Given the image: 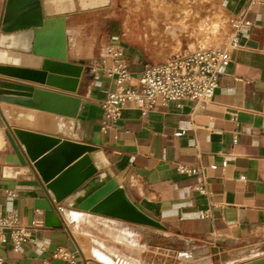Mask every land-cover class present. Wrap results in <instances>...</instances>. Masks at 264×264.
<instances>
[{
  "label": "crops",
  "instance_id": "0c3cea01",
  "mask_svg": "<svg viewBox=\"0 0 264 264\" xmlns=\"http://www.w3.org/2000/svg\"><path fill=\"white\" fill-rule=\"evenodd\" d=\"M5 2L0 0V23ZM89 2L75 1L76 10L63 15L66 63L81 67L73 92L3 75L0 83L79 99L69 140L99 148L111 179L139 211L162 228L136 224L137 240L127 230L117 234L111 230L121 244L137 249L142 245L141 254L148 253L142 260L141 254L116 255L105 249L92 248L89 253L80 240V222L85 216L116 219L55 204L62 225L44 226L43 211L34 208V199L44 194L18 186L34 179L35 172L11 131L28 128L9 124L0 108V213L14 209L26 225L42 222L19 251L0 245L1 264H68L52 255L57 249L77 254L69 232L79 236L86 256L102 264H116L119 257L137 264L140 259L146 264H245L264 258V0L211 1V9H220L225 20L246 12L251 27L237 34L238 46L231 51L230 63L209 102L181 98L164 106L157 101L146 115L127 105L105 128L100 103L115 88L114 78L100 64L105 48L121 50L132 84L145 66L178 53L160 40L172 38L163 21H156V29L147 21H136V27L128 23L124 29L122 21L114 22L108 15L107 5H83ZM40 42L46 46L51 40ZM27 47L7 51L39 60V69L45 61H56L33 56ZM187 52L191 51L180 53ZM110 65L107 61L106 67ZM21 66L32 67L27 62ZM178 165H203L210 195L198 193L197 179L180 174ZM207 207L209 216L201 218ZM75 264L90 263L76 257Z\"/></svg>",
  "mask_w": 264,
  "mask_h": 264
},
{
  "label": "water",
  "instance_id": "95a60500",
  "mask_svg": "<svg viewBox=\"0 0 264 264\" xmlns=\"http://www.w3.org/2000/svg\"><path fill=\"white\" fill-rule=\"evenodd\" d=\"M45 1L6 0L0 23V75L73 92L81 67L66 63L63 15L77 7L75 4L70 10L48 11ZM44 38H49L50 44L41 45L40 40ZM25 44L27 52L33 56L56 61H45L39 69V60L7 51L19 50ZM24 62L31 64V69L21 66ZM0 85L4 87L0 88V108L6 121L28 128L11 131L35 172L34 179L21 181L18 186L44 194L34 199V208L43 211L44 226L58 228L62 225L55 207L61 204L111 219L162 228L160 223L139 211L111 179L104 170L107 163L102 160L99 148L69 140L79 99L22 86ZM4 103L49 114L33 113ZM245 264H264V258Z\"/></svg>",
  "mask_w": 264,
  "mask_h": 264
},
{
  "label": "built area",
  "instance_id": "2783aa9c",
  "mask_svg": "<svg viewBox=\"0 0 264 264\" xmlns=\"http://www.w3.org/2000/svg\"><path fill=\"white\" fill-rule=\"evenodd\" d=\"M227 24L229 38L225 45L197 48L191 52L172 55L162 62L149 64L140 72L135 84H132L133 78L121 50L112 46L106 47L100 64L106 69L108 76L114 78L115 88L100 103L102 128L106 127V123L117 120L121 109L127 105H134L142 115H146L157 101L164 106L181 98L200 104L209 102L217 87L219 76L230 63L231 51L238 46L237 34L251 27L246 12L229 18ZM107 61L111 63L108 68ZM205 169L203 165L177 166L180 174L197 179L195 190L198 193L208 196L210 190ZM209 213L210 209L207 207L201 218L208 217ZM40 226L42 222L37 220L28 225L22 223L14 209H7L0 213V245H8L14 251H19L30 239L31 233ZM52 257L68 264L76 262L75 254L63 249L55 250Z\"/></svg>",
  "mask_w": 264,
  "mask_h": 264
},
{
  "label": "rangeland",
  "instance_id": "374dc122",
  "mask_svg": "<svg viewBox=\"0 0 264 264\" xmlns=\"http://www.w3.org/2000/svg\"><path fill=\"white\" fill-rule=\"evenodd\" d=\"M78 1V0H74ZM212 0H105L107 5V13L112 16L114 22L119 24L123 22V27L126 29L128 23L136 21H147L155 29L157 28L158 20L164 22L165 30H171V39L161 42L169 43L172 53H180L183 50L194 51L197 48L207 47H221L225 45L229 38V28L227 20L222 17L220 9H211ZM77 3V2H76ZM207 7L209 10H207ZM130 26H132L130 24ZM175 31H174V29ZM158 41V40H157ZM104 220L102 218H95L85 216L80 222V240L82 239L86 245L87 251L90 253L92 248L112 250L114 254L131 255L139 257L142 251V245L139 249L131 246H126L116 241L110 234L112 229L116 230L112 233H119L127 230L133 234L137 240L140 232L136 230V224L115 220ZM72 224H69L71 227ZM70 237L74 241L77 254L75 257H80L84 262L90 264H102L92 256L85 255L84 244L79 240V236ZM129 239V237H127ZM140 238V236H139ZM138 238V239H139ZM82 251V252H81ZM145 251V250H144ZM148 256L145 252L141 254L142 260L144 256ZM112 258L115 255H111ZM125 259L119 257L118 264H137L135 262H127ZM140 264L143 263L140 259Z\"/></svg>",
  "mask_w": 264,
  "mask_h": 264
},
{
  "label": "bare ground",
  "instance_id": "6f19581e",
  "mask_svg": "<svg viewBox=\"0 0 264 264\" xmlns=\"http://www.w3.org/2000/svg\"><path fill=\"white\" fill-rule=\"evenodd\" d=\"M46 7L48 11H60V10H70L73 8V0H46ZM105 3V0H90L89 3H84L83 5L87 4H101ZM2 85H6V87H14V85L9 83H0ZM63 210V209H62Z\"/></svg>",
  "mask_w": 264,
  "mask_h": 264
}]
</instances>
